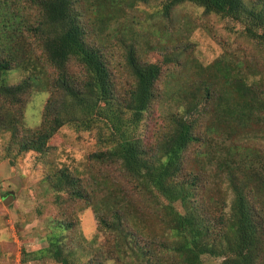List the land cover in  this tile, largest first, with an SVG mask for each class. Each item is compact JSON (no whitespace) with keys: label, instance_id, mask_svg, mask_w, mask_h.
<instances>
[{"label":"rangeland","instance_id":"rangeland-1","mask_svg":"<svg viewBox=\"0 0 264 264\" xmlns=\"http://www.w3.org/2000/svg\"><path fill=\"white\" fill-rule=\"evenodd\" d=\"M165 1L82 0L86 37L103 50L118 96L134 85L125 64V46L132 44L142 62L160 67L154 85L156 99L133 131L145 139L149 148L161 140L163 125L170 124L173 115L198 118L196 131L207 137L190 144L179 178L190 179L194 173L199 174L200 201L209 200L225 212L232 192L218 162L226 158L235 163L245 160L240 166H246L252 160L264 171V50L246 35L242 21L207 13L191 2L178 4L164 14ZM101 3V12L97 13ZM245 3L264 7V0ZM29 5L28 0H0V46L6 44L8 52L15 48L26 57L32 54L28 44L32 39L36 55L42 57L32 32L39 12L27 9ZM18 18L21 25L18 30L13 29L10 24ZM12 31L13 39L8 41ZM25 57L20 65H24ZM17 66L6 71L5 81L15 84L31 77L33 86L24 96L22 123L35 129L41 124L43 108L51 94L49 83L56 73L48 65L44 71ZM80 68L71 62L68 70L81 77ZM227 70L243 77L250 90L238 89L227 77ZM198 99V108L194 109L189 103ZM113 101L111 110L129 117V112L119 111L117 100ZM108 133L106 127L98 132L95 127L85 130L65 123L41 154L33 150L17 152L15 147L8 150L9 131H0V264L57 263L32 258L34 247L47 245L45 237L52 231L53 219L72 224V228L62 231L72 264L169 263L165 246L174 235L169 230L170 215L162 206L166 203L164 198L151 196L144 189L136 190L118 165L94 166L90 161L94 151L107 147ZM63 166L81 178L91 202L70 200L67 193H57L49 186L47 175ZM8 193H13L14 199L4 204L2 199ZM59 194L61 197L57 198ZM172 207L182 209L179 201ZM116 213L122 219L120 229L135 234V250L125 245L115 250L114 245L122 241L116 242V232L100 223L99 216L114 226ZM139 247L144 248V255L137 252ZM146 249L155 254L148 255ZM201 257L204 264H218L222 259L209 254ZM258 259L264 264V256Z\"/></svg>","mask_w":264,"mask_h":264},{"label":"trees","instance_id":"trees-1","mask_svg":"<svg viewBox=\"0 0 264 264\" xmlns=\"http://www.w3.org/2000/svg\"><path fill=\"white\" fill-rule=\"evenodd\" d=\"M28 1L31 8L27 9L39 12L40 18L32 26V32L37 37L42 57L36 55L32 39L28 42L32 54L26 57L15 48L8 52L6 44L0 46V131H9L8 150L15 147L17 152L33 150L43 154L49 148V139L65 123L85 130L95 127L98 132L106 127L109 131L105 135L108 145L94 151L90 161L94 166L118 165L136 190L144 189L151 196L164 198L167 204L162 206L170 215L169 230L174 235L168 238L170 240L165 246L168 264H204L201 257L204 254L221 257L218 264H260L258 258L264 256V171L252 160L246 166H240V162L246 161L235 163L233 159L226 158L218 162V166L226 172L232 192L229 209L221 212L220 207L209 200L200 201L198 185L202 182L201 176L194 173L190 179L179 178L185 168V153L190 144L207 137L199 136L196 131L198 118L173 115L170 124L163 125L165 133L161 140L149 148L145 139L133 131L156 99L154 85L160 67L156 63L142 62L132 44L125 46V64L134 85L123 96H118L103 50L86 37L88 31L82 19V0ZM184 2L202 6L207 13L242 21L246 35L258 41L264 50V7L248 5L245 0H166L162 11L168 14L174 6ZM102 6L103 3L97 7V13L101 12ZM15 23L10 25L18 30L21 18ZM14 32L8 41L13 39ZM24 57V65H20ZM71 62L80 65L81 77L69 72ZM17 65L37 71H44L48 65L56 73L54 81L49 83L51 94L43 108L41 124L35 129L22 123L24 96L33 86L31 77L15 84L5 81L6 71ZM227 74L238 89L246 87L250 90L243 77H238L231 70H227ZM113 100H117L119 111L129 112V117L111 110L109 106L113 105ZM199 102L198 99L196 103L189 104L197 109ZM152 150L153 153L149 154ZM46 180L57 193H67L70 200L91 202L81 185V178L66 166L49 173ZM176 201L180 202L181 210L172 207ZM116 214L114 226L107 219L98 218L101 224L116 232V242L122 241L114 245L115 250L124 248V245L135 250L138 246L135 234L120 229L122 219ZM51 223L52 231L45 237L47 245L32 251V258L72 264L71 251L66 248V235L62 233L72 228V224L62 219H53ZM136 250L144 255V248ZM146 252L155 254L151 249H146Z\"/></svg>","mask_w":264,"mask_h":264},{"label":"water","instance_id":"water-1","mask_svg":"<svg viewBox=\"0 0 264 264\" xmlns=\"http://www.w3.org/2000/svg\"><path fill=\"white\" fill-rule=\"evenodd\" d=\"M13 199H14L13 193H8L7 195L3 197L2 201L4 204H8Z\"/></svg>","mask_w":264,"mask_h":264},{"label":"crops","instance_id":"crops-1","mask_svg":"<svg viewBox=\"0 0 264 264\" xmlns=\"http://www.w3.org/2000/svg\"><path fill=\"white\" fill-rule=\"evenodd\" d=\"M40 247L38 246V247H34V249H32L33 251H35V250H37V249H39ZM52 264V263H51ZM54 264H57V263H54Z\"/></svg>","mask_w":264,"mask_h":264}]
</instances>
